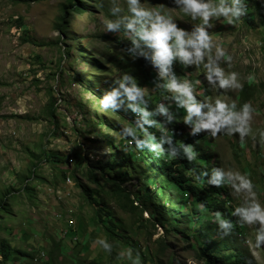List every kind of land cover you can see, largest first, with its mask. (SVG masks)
I'll use <instances>...</instances> for the list:
<instances>
[{
  "label": "rangeland",
  "instance_id": "1",
  "mask_svg": "<svg viewBox=\"0 0 264 264\" xmlns=\"http://www.w3.org/2000/svg\"><path fill=\"white\" fill-rule=\"evenodd\" d=\"M62 3L65 4V0H0V195L5 190L15 195L9 197L14 215H5L3 221L0 220V226L6 223L13 230L2 228V225L0 237L9 239L13 247L26 251L37 246L42 248V244L49 248L51 238L57 242V230L63 223L60 219L54 220V213L61 210L63 214L68 211L75 224L77 221L84 222L87 234L94 229L90 218L95 211L93 207L84 201L71 179L65 181L69 188L60 179V171L64 170L66 176L70 177L67 173L69 170L66 171V167H60L61 165L51 166L44 156L53 152L60 157L65 154L71 157L74 151L79 157L77 161H80L86 149H89L90 156L108 154L116 145L115 140L121 138L113 128L119 130L126 123L118 118L117 113L99 109L97 98L100 95H96L97 86L90 84V93L89 80L99 83L101 88L104 85L107 90L110 84L106 78L117 79L122 73L120 71H123L135 80L138 87L146 90L145 97L156 95L161 83L160 80L156 82L155 78L148 82L141 76L144 79V83L140 80L141 84L137 79V67L132 55L127 64H122L120 68L109 62L115 55V49L118 53L123 51L112 40L113 37H118V42L124 39L131 47L127 35L118 30L106 32L103 27L106 16L115 19L126 13L124 0H85L84 12L65 14L64 23L68 24L69 29L63 33L56 26ZM114 5L121 11L110 14L108 9ZM164 5L170 8L165 10L173 16L178 27L190 30L192 24L198 22L177 14L172 10L175 6L171 5L170 0H147V6L163 8ZM247 11L252 12V25L243 18L233 25L218 19L208 32L213 47L209 50V55H214L216 46L225 50L226 56L216 61L223 75L227 77L229 73H235L234 80L240 86L243 83L257 86V92L251 100L245 101L250 106V132L241 140L238 133L229 134L224 128L217 132L216 137H209L205 134L207 130H201L203 137L197 138L203 145L206 144L205 150L213 155L211 162L220 170L247 175L253 185L252 190L256 192L257 201L264 206V140L259 136V131L264 129V54L254 45L255 38L264 35V21L258 22V14L264 16V4L261 0H247ZM17 18L21 19L20 27L16 25ZM23 37H28L29 41H23ZM148 51L144 49L145 53ZM227 56L231 59H227ZM205 60L206 57H202L199 63H189L186 66L172 60L170 71L178 80L187 79L192 84L193 94L198 100H203L205 96L209 103L221 99L226 105L234 103V110L238 111L244 103L238 101L240 87L220 88L215 80L209 84L204 76ZM175 61L181 63L177 58ZM180 66L184 68L180 69ZM100 70H109L110 75ZM153 71L157 75V69ZM163 90L161 88L157 102L168 106V111L174 109L176 102ZM51 92L55 99L52 107L54 118L49 119L46 112ZM109 139L113 140V146L107 145ZM125 142V139L118 140L121 146ZM82 166H85L84 162ZM70 167L71 165L69 169ZM140 171L137 176L132 174L131 181L124 184L129 191L135 190L144 181ZM80 178L85 185L96 188L86 178ZM24 179L36 188V196L32 201L23 192L11 190L21 188ZM225 187L230 193V205L234 209L242 203L246 193L244 190L235 193L227 184ZM53 190L55 194H51ZM100 198L113 209L117 221L123 223L129 231L124 235L135 237L138 248L144 255H147L148 250L154 251L158 247L157 241L162 235L168 245L169 257H174L179 264H202L188 247L191 238L185 239L182 234L177 233L183 232L181 228L186 229V225L181 224L182 219L176 220V231L167 234L158 227L148 241L147 231L151 233L153 228L146 224L148 228H139V225L143 217L148 218L149 209L139 217L121 212L103 193ZM97 208H103L101 201ZM26 218H33L30 227L34 233L24 242L19 230L28 227L22 224ZM170 225L172 228L173 224ZM257 227L258 224L246 226L237 241L241 246L248 247L257 264H264V245L253 248L250 243ZM47 238L49 245L46 244ZM77 238L81 241L85 237L77 234ZM90 239L89 251L85 255L86 262L88 258L95 261L90 264H132L129 257H136L118 239L110 240L112 253L105 250L99 243L100 240L105 242L103 233L91 235ZM67 241L63 243L72 248ZM79 248L80 246H75V249ZM33 255L34 259L28 261V264H41V261L35 262L38 255ZM23 261L22 264L26 263L25 259ZM139 264L143 263L139 261Z\"/></svg>",
  "mask_w": 264,
  "mask_h": 264
},
{
  "label": "trees",
  "instance_id": "2",
  "mask_svg": "<svg viewBox=\"0 0 264 264\" xmlns=\"http://www.w3.org/2000/svg\"><path fill=\"white\" fill-rule=\"evenodd\" d=\"M16 1L26 2L27 0ZM68 9L70 11H68ZM85 10V0H65V4L62 3L56 26H58L62 33L66 32L69 26L67 23H64L65 14L82 13ZM258 15L262 17L260 13ZM245 16L246 22H253L252 12L246 11ZM16 25L18 27L22 25L20 18L16 19ZM118 31L124 33L122 27L118 29ZM109 38L110 37H107V39ZM117 38L113 37L112 40L116 42L117 46L123 48V51L118 53L115 49V55L109 62L120 68L122 64H127L130 60L129 56L132 55L134 64L137 67L136 74L138 81L140 82L141 80L144 83L145 79L150 82L151 78H155L157 82L159 79L153 71L155 67L151 64L150 60L147 59L146 56L138 55L136 51L129 54L128 49L131 48L130 45L125 43L124 39L122 42H118ZM22 40L29 41L28 37H23ZM262 50L264 53V46ZM175 59L174 57L173 60L176 64H183L182 62H176ZM183 65L186 66L185 64ZM183 68V66H180V69ZM100 71L110 75L109 70ZM120 73L117 79H119L122 74H125L123 71H120ZM180 74L182 75V71ZM141 76H143L144 79ZM117 79L106 78L107 82L111 85L109 88L115 86V81ZM142 82L140 83L142 84ZM90 84L97 86L96 95H101L102 92L106 90L104 85H102L101 88L99 83L89 80L88 91L90 93ZM160 90L161 88L159 87V94L157 93L156 95L150 96L152 100L141 97L136 103L145 107V110L151 113L155 108L156 102L160 98ZM163 91L165 93L167 92L166 90ZM255 92H257L256 85L252 83H243L238 90V101L242 103L251 100ZM167 94L169 93L167 92ZM49 99L46 114L48 118L51 119L54 118V109L52 107L55 102L52 92L50 93ZM171 110L173 112V114H171L174 121L167 124L168 131H163V126L166 125V122L164 116L160 114L150 115L148 117V119L154 120L158 126L143 125L146 133L153 138V142H159L162 136L165 135L171 137L170 143L161 145V147L165 149L163 155L150 150L146 146L140 149H135L127 145L115 147L112 145V141L107 142V145L113 146V150L108 152V154L90 156L88 153L90 152L89 149H86L83 152V156L80 157V161H77L79 157L74 151L71 157L69 154L60 157L53 152L49 155L44 154L45 160L51 163V166L56 167L61 165L60 167H66V171L69 170L67 173L71 178L66 176L64 170H61L60 179L64 180V182L66 179H71L74 186L80 190L84 201L90 204V207H93L95 211L90 218L94 229L91 233L87 234L84 222L81 223L77 221L75 224L70 213L65 211V214H63L61 210L58 213H54V220L59 221L58 219H60L63 223L57 230V242L51 238L49 248H46V245L42 244V248L37 246L33 248V250L26 251L13 247L9 239L0 237V264L20 263V260L23 259L26 260L24 264H28V261L30 262L34 259V253H36V255L40 253L44 254L45 258L44 261H41V264H90L95 261L88 258L86 262L85 255H87L89 251L91 235H96V233H103L105 235V243L109 245L108 250L110 253H112L110 240L118 239L123 242L134 255L138 256L139 261L143 264H179V262L175 261L174 257H169L167 254L168 245L164 241L162 235L158 238V247L154 251L148 250L147 255L141 253L135 237L124 235L125 232L129 231L126 230L123 223L117 221L113 209L107 206L100 198L101 193L108 199H111L121 212L142 217V212L149 209L148 218L143 217L139 225V228H148L146 225H150L153 228L151 233L147 231L148 241L158 227L163 229L167 234L173 230L176 231L175 228H171L170 224H174L177 219L183 218L187 230H182L183 232L178 231L177 233L184 234L185 239L191 238L188 247L194 251L196 257L202 264H256L246 251H242L232 242L225 240L224 237H222V240L213 239V232L211 229L213 230V227L219 228L218 224L213 225L211 223V219L214 218V213H219L221 218L226 219L231 224L234 220H237L232 219L230 214L232 212V206L230 205L231 196L228 189L225 187L226 184L223 186V182L220 185L207 183L211 175V170L217 168L216 165L211 162L213 155L208 153L204 149L203 143L193 134H190V131L185 127L186 124L182 122V117L184 115L183 108L175 107V109ZM119 111L125 115L123 119L134 126L135 120L139 118L138 115L125 109L123 104ZM177 123L181 126L179 127V131L176 126ZM186 126H188L190 130V125ZM138 135L140 138H144L139 131ZM89 141L93 142L90 139ZM181 144L191 146L194 153L191 160L187 158L179 147ZM170 147L175 148L176 154L172 159H166L167 150ZM78 153L80 154V151H78ZM31 155L34 156L32 152ZM70 160L72 164L69 163ZM83 162L85 166H82ZM69 165H71L70 169ZM139 171L142 173L144 181L136 186L135 190L129 191L124 187V184L131 181L130 177L132 174L137 176ZM30 173L33 175L35 174L34 171H30ZM80 177L86 178L88 182L94 184L96 188L85 185ZM39 179L43 180L44 178ZM65 185L69 188L66 182ZM11 190L13 192H23L30 201L36 196V188L30 185L26 179H24L21 188ZM51 194H55V191L53 190ZM131 194L133 198L139 201L140 205L138 207L130 203ZM10 196L15 195L8 190H5L0 195V220L5 215H14L12 213V200L9 201ZM97 198L99 200H97ZM100 201L103 204V208H97ZM134 204H137L136 201H134ZM31 221H34L33 218H26L22 221V224L28 225L25 229L19 230L21 233L20 238H22L24 242L34 233V230L30 227L32 225ZM2 225V228L6 227L11 231L13 230L9 224L3 223ZM235 228L238 232H243L245 230L240 224H234V229ZM220 230L223 231L222 229ZM77 234H81L85 238L80 241L77 238ZM132 234L135 236L134 232H132ZM224 235L228 237L230 233L228 232ZM64 239H68V241ZM230 239H232V237ZM64 241H67L73 247L69 248L63 243ZM46 244L49 245L48 238ZM75 246H80V248L75 249Z\"/></svg>",
  "mask_w": 264,
  "mask_h": 264
},
{
  "label": "clouds",
  "instance_id": "3",
  "mask_svg": "<svg viewBox=\"0 0 264 264\" xmlns=\"http://www.w3.org/2000/svg\"><path fill=\"white\" fill-rule=\"evenodd\" d=\"M170 3L175 6L172 10L177 12V14L185 15L189 20L198 22L192 24L190 30H185L177 26L176 20L165 10L170 9L166 5L163 8L151 7L147 6V0H124L126 13L115 19H109L106 16L103 20L104 30L106 32L116 31L122 27L124 34L127 35L131 43V48L128 49L129 54L136 51L138 55L146 56L150 60L151 64L157 69V76L161 81L159 87L170 94L171 99L176 102L175 107L183 108L184 115L182 122L190 125V130L185 125L190 134H193L197 138L198 136H203L204 133H201V130H207L205 133L207 136L216 137L217 132L221 128H224L229 134L232 132L238 133L242 140L244 135L250 132L249 103L244 102L241 104L239 110L235 111L234 103L226 105L221 99H216L209 103L208 97L205 96L203 100H198L193 94L192 84L187 79L178 80L171 73L170 64L174 57L185 65L199 63L202 57H206L203 67L206 70L204 73L205 79L209 84L215 80L217 86L220 88L226 86L239 88L240 85L234 80L235 73H229L225 77L222 69L216 63L218 59L226 56L225 50L220 46H216L214 48V55H209V50L213 49V47L208 29L212 28L214 22L218 19H222L228 25L239 23L241 18L245 21L247 0H215V2L214 0H170ZM261 3L264 4V0H261ZM120 11L121 9L115 5L108 9L110 14ZM263 19V15L262 17L259 16L258 22L264 21ZM246 23L253 24V22ZM254 45L264 54L262 50L264 35L258 39L255 38ZM145 48L149 50L147 53L144 52ZM226 58L231 59L230 56ZM145 95L146 90L138 87L131 76L122 74L115 81L114 87L104 90L97 98L98 107L101 110L117 113L118 118L126 123L119 130L113 129L116 132L118 131L121 137L118 140L125 139L124 145L135 149L146 146L150 150L163 155L165 149L161 145L170 143L171 137L165 135L162 136L159 142H153V138L146 133L143 125H156V122L148 119V117L160 114L165 118L166 125L163 127L164 132H166L169 130L167 124L174 121L173 116H171L173 112L171 109L168 111V106L159 102H156L155 108L151 113L146 111L145 107L136 103L141 97L152 100L150 97H145ZM122 104L125 109L138 115L139 118L135 120L134 126L122 119L125 117L119 111ZM201 109H205V111H201ZM176 126L179 131L180 124L177 123ZM110 130L112 129L110 128ZM138 131L144 138L139 137ZM259 136L264 140V129L259 131ZM118 140H115V147H123L124 145L118 144ZM108 141H112L113 144L112 139ZM203 146L205 149L206 146ZM179 147L189 160L193 158L194 153L190 145L181 144ZM175 154V148L170 147L167 150L166 159H172ZM69 163H71V160ZM216 167L211 170L207 183L220 185L223 182V186L225 184L230 185L235 193H240L241 190H244L246 196L243 197L242 203L239 206L232 209L230 213L232 219H237L232 224L226 219L221 218L219 213L213 214L214 218L211 219V223L213 225L218 224L219 227H213V230L210 228L213 232V239L222 240V237H224L225 240L232 242L242 251H246L257 264L255 257L248 247L241 246L238 243V237L241 236L242 232L236 231L234 224H240L245 229L246 226L258 224L250 243L253 248H260L261 245H264V206H261L257 201L256 192L252 190L253 185L246 174L222 171L218 166ZM130 198V203L133 204L134 201H137L136 206L140 205L139 201L133 198L132 194ZM181 219V224H184L183 218ZM175 226L176 224L174 223L172 228H175ZM181 230L187 229L181 228ZM228 232L230 235L226 237L224 234ZM182 235L184 236V234ZM231 237L232 239H230ZM99 243L105 250L109 248V245L103 240H100ZM126 255L128 256V252ZM44 258V254L40 253L35 262L44 261ZM129 258L132 264H139L138 256ZM23 260H20V263L17 262V264H22Z\"/></svg>",
  "mask_w": 264,
  "mask_h": 264
},
{
  "label": "bare ground",
  "instance_id": "4",
  "mask_svg": "<svg viewBox=\"0 0 264 264\" xmlns=\"http://www.w3.org/2000/svg\"><path fill=\"white\" fill-rule=\"evenodd\" d=\"M123 119V118H122Z\"/></svg>",
  "mask_w": 264,
  "mask_h": 264
}]
</instances>
